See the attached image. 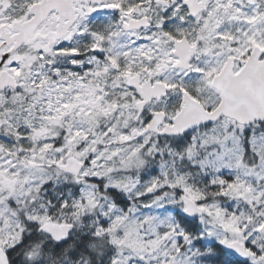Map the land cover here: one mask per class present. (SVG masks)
Segmentation results:
<instances>
[{"label": "snow or ice", "instance_id": "1", "mask_svg": "<svg viewBox=\"0 0 264 264\" xmlns=\"http://www.w3.org/2000/svg\"><path fill=\"white\" fill-rule=\"evenodd\" d=\"M0 264H264V0H0Z\"/></svg>", "mask_w": 264, "mask_h": 264}, {"label": "clouds", "instance_id": "2", "mask_svg": "<svg viewBox=\"0 0 264 264\" xmlns=\"http://www.w3.org/2000/svg\"><path fill=\"white\" fill-rule=\"evenodd\" d=\"M70 245H71V242H70Z\"/></svg>", "mask_w": 264, "mask_h": 264}]
</instances>
